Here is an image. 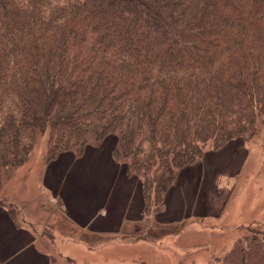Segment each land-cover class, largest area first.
Listing matches in <instances>:
<instances>
[{
  "label": "trees",
  "instance_id": "16d2710c",
  "mask_svg": "<svg viewBox=\"0 0 264 264\" xmlns=\"http://www.w3.org/2000/svg\"><path fill=\"white\" fill-rule=\"evenodd\" d=\"M263 121L264 0H0V210L11 220L1 174L44 133L45 162L113 137L146 213L163 210L206 146L248 140ZM257 228L210 264H264Z\"/></svg>",
  "mask_w": 264,
  "mask_h": 264
},
{
  "label": "rangeland",
  "instance_id": "374dc122",
  "mask_svg": "<svg viewBox=\"0 0 264 264\" xmlns=\"http://www.w3.org/2000/svg\"><path fill=\"white\" fill-rule=\"evenodd\" d=\"M46 139L45 133L39 135L26 162L3 171L1 192L4 200L20 210L19 216L31 223L33 229L23 227L40 238L38 245L51 256L52 264H210L227 253L246 228L264 230V121L248 140H235L217 150L206 146L197 162L179 171L163 196V210L142 212L138 220L134 214L123 217L116 210L124 198L119 199L114 185L120 178L129 179L109 156L113 137L99 146H86L81 155L61 153L50 162H45ZM92 169V178L98 180L94 190L106 188L107 181L112 183L105 204L109 218L101 226L109 227L113 217L120 216L117 232L93 231L98 219L89 231L74 227L61 212L63 203L42 184L48 180L54 187L51 191L62 194L69 210L81 208L84 189L90 186L82 182L83 170ZM135 195L141 196L140 186ZM169 195L175 197V206L180 203V210L165 215ZM98 196H91V205ZM138 200L130 198L129 202L135 206ZM69 254L73 261L67 260Z\"/></svg>",
  "mask_w": 264,
  "mask_h": 264
},
{
  "label": "crops",
  "instance_id": "0c3cea01",
  "mask_svg": "<svg viewBox=\"0 0 264 264\" xmlns=\"http://www.w3.org/2000/svg\"><path fill=\"white\" fill-rule=\"evenodd\" d=\"M75 167L78 168L77 166ZM86 167H88V165H86ZM94 170L95 169H92L90 171L83 170V172H85L83 174V179L79 178L78 176L76 177L80 180L82 179V182H85L87 184L86 187H88L89 185L90 186L88 188V191L85 192L84 189L82 198L83 207L74 210H69L68 205L61 193H58V191L55 190L57 195H54V193L51 191V189L54 187L49 184L48 180L42 184L48 187L47 189L53 195V198H58L59 201L63 203L65 210H61V212H64V215L67 220L70 217L71 221H68L71 223V225H73L74 227L80 226L79 228L82 230L89 231L91 229H94L100 230V232H102L103 234H111V231L117 232L121 229L122 218H120V216L124 217L125 215L131 216L132 214H134L135 216H137L136 220H138L139 216L143 215V200L141 196L137 197L138 195H135L137 187L139 190L140 181L136 178L127 177L125 175L127 180L129 179L128 182H126L125 179L120 178V183L117 182L118 185H114L115 191L118 193L117 195L119 199L124 198L120 209H116L117 213H119L120 216L116 220V216L113 217V223L110 224V226L113 225L112 227H108L107 225L101 226V223L104 221L106 222V220L109 218V213L107 212L108 208H105V204L107 203V197L109 196L112 190V183L110 181H107L106 188H102L100 189L101 191L98 192L96 190H99L100 186L96 185L97 187L94 190L93 184L98 182L97 178H92L91 171ZM91 181L93 182L91 183ZM56 186L58 188L60 185ZM96 194H99V196L97 197V200L92 202L91 205V196H95ZM166 197L167 204L162 214L167 215L171 210H180V206L178 208V205L180 203L176 206L175 202L174 204L172 203V200L175 199V197H170V195ZM69 198L72 199L71 193L69 195ZM130 198H134L135 201L139 199V203L134 206L133 202H129ZM134 207L135 210H133ZM19 211L20 210H17V218H15V220H11L6 209L0 210V264H52L53 262H51L50 260L51 256L46 251L44 252L43 250H41L38 245L40 243V238H34L33 236L29 235L30 232L27 230L26 227L33 229L32 225L31 223L27 222L22 215L19 216ZM134 215L132 216L134 217ZM95 219H98V224H96V226L98 225L101 228H98L97 226L96 228L91 227V229H89L90 225H93L92 223L95 222ZM25 224L26 227H23V225ZM17 242L19 243L16 244ZM76 246H80V244H77ZM66 256V258H68L67 260H69L70 254ZM71 261H73V259H71Z\"/></svg>",
  "mask_w": 264,
  "mask_h": 264
}]
</instances>
